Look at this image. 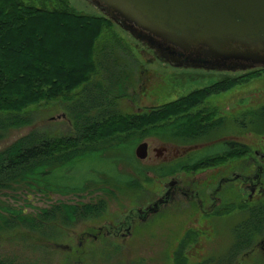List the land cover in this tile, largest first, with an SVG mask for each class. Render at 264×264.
<instances>
[{
  "label": "trees",
  "instance_id": "16d2710c",
  "mask_svg": "<svg viewBox=\"0 0 264 264\" xmlns=\"http://www.w3.org/2000/svg\"><path fill=\"white\" fill-rule=\"evenodd\" d=\"M112 24L105 15L76 11L68 0H0V141L11 130L30 125L31 119L23 113L40 102L47 105L60 101L69 105L68 114L77 129L72 136L46 140L30 131L0 148V194L13 198L11 203L0 198V231L24 229L31 237L40 234L41 242L46 244L48 229L54 232L78 218L100 214L103 205L62 201L25 213L17 202L27 201L22 198L25 191L44 196L50 190L61 195H79L89 190L88 183L96 185L101 179L94 180L99 176L103 177L100 182L112 181V188L121 190L134 181L131 175L117 174V163L121 161L130 163L138 175L148 179L143 168L137 167L133 150L131 154L126 151L131 143L135 146L153 136L195 142L238 127L264 124V105L252 111L249 118L242 116L233 121L218 116L214 109L200 107L210 96L264 74L263 67L240 76H223L209 86L139 115L116 110V101L127 95L134 80L131 66L119 53L120 49L130 50L122 39L112 34L110 40L99 41L104 32L112 29ZM78 87L83 88L73 92ZM83 147H88L85 154L69 165L76 156L72 153ZM248 151L242 143L222 140L191 153L188 169L211 168L238 159ZM100 161L112 165V173H104L105 166L97 165ZM47 162L58 163V167L40 173ZM92 163L94 166L88 167L97 168L96 173H80ZM74 170L77 173H71ZM149 170L158 173L156 168ZM248 206L242 203V208ZM250 207L227 252L226 264L248 254L254 236L264 231V202ZM190 232L174 250L173 264H187L185 251L194 236ZM224 261L217 259L209 264ZM0 264L6 262L0 260ZM9 264L18 263L12 260Z\"/></svg>",
  "mask_w": 264,
  "mask_h": 264
},
{
  "label": "rangeland",
  "instance_id": "374dc122",
  "mask_svg": "<svg viewBox=\"0 0 264 264\" xmlns=\"http://www.w3.org/2000/svg\"><path fill=\"white\" fill-rule=\"evenodd\" d=\"M68 3L76 11L103 15L98 5L87 0H68ZM112 22V29L104 32L99 41L102 43L110 40L112 34L122 39L130 50L126 49L122 52L120 49L119 53L129 67L131 66L134 80L128 88L127 95L116 101L115 109L122 113L139 115L185 96L194 89L209 86L223 76H240L257 69L246 64H237L225 70L186 66L175 56L171 57L166 53L158 56L146 43L135 38L113 20ZM82 88L78 87L73 92L77 93ZM262 105H264V74L225 92L210 96L200 107L214 109L218 116L224 117L226 121H233L242 116L249 118L252 111L258 110ZM68 106L64 102L51 101L47 105L45 102H40L29 107L23 115L31 119V124L11 130L4 138L5 141H0V148L30 131H34L33 135L45 140L74 135L77 129L73 117L68 114ZM222 140L242 143L249 151H264V124L250 125L246 129L238 127L231 132H222L212 139L195 142L164 140L160 136L146 137L141 141L148 143V156H154V147L166 146L169 154H173L171 150L179 153L181 148L195 147V151L189 153H196L197 150ZM136 146L137 144L134 146V143L129 144L126 147L128 154H131L132 150L134 152ZM87 149L88 147L78 148L73 152L72 154L76 156L69 160V165L84 155ZM241 159L235 161L239 162ZM135 161L138 162L137 167L143 168L148 179L136 174L133 165L121 161L117 163V174L134 177V181L121 190L112 188L110 184L113 183L112 181L99 183L98 179H103L99 176L94 180L98 182L96 185L88 183L89 190L86 189L79 195H61L50 190V194L44 196L25 191L22 198L28 203L22 200L17 202L25 213L58 201L70 204L91 203L97 207L103 205L104 210L94 217L78 218L68 226H59L54 232L53 229H48L45 232L49 236L45 241L46 244L41 242L40 234L31 237L24 229L14 231L2 229L0 260L5 261L6 264L12 260L18 264H173L174 250L186 232L191 231L194 236L185 251L187 264H209V261L212 263L217 259L225 260L224 263L219 264H226L227 252L236 238L235 234L240 222L245 218L248 207L253 206L250 204L242 208L244 198L239 190L236 191L234 198L227 199L225 205L214 214L203 215L197 210H192L185 203L173 204L167 208L162 207L149 220L139 222L131 237L111 238L104 237L102 233L97 239H92L91 236L82 235L83 232L94 230L97 226L106 225L105 227L108 228L109 223L115 224L125 220L124 216L128 209L153 201L157 195L163 193L166 182L165 176L162 175L164 172L155 174V171L149 170L153 163L152 159L147 157L143 160L135 157ZM90 165L93 163L80 170V173H96L97 168L88 167ZM97 165L105 166L101 167L104 173H112V165L109 166L103 161L97 162ZM56 167L58 163L47 162L39 172H50ZM210 173L211 170L204 172V174ZM100 187H104V191L99 190ZM0 198L10 203L13 199L3 194H0ZM251 203L256 201L253 200ZM254 238L251 251L239 256L233 264H264L263 235Z\"/></svg>",
  "mask_w": 264,
  "mask_h": 264
},
{
  "label": "water",
  "instance_id": "95a60500",
  "mask_svg": "<svg viewBox=\"0 0 264 264\" xmlns=\"http://www.w3.org/2000/svg\"><path fill=\"white\" fill-rule=\"evenodd\" d=\"M87 1L158 56L171 46L186 66L264 68V0ZM147 147L139 142L135 156L145 159Z\"/></svg>",
  "mask_w": 264,
  "mask_h": 264
},
{
  "label": "flooded vegetation",
  "instance_id": "af4514ba",
  "mask_svg": "<svg viewBox=\"0 0 264 264\" xmlns=\"http://www.w3.org/2000/svg\"><path fill=\"white\" fill-rule=\"evenodd\" d=\"M161 53L175 56L180 61L184 58L179 54L181 51L171 46L169 50H161ZM167 150L166 146L154 147L155 155L148 156L147 147V158L152 159V168L158 171L155 174L160 171L165 174L163 193L157 195L153 201L128 209L125 220L115 224L109 223L108 228L106 225L97 226L94 230L83 232V236L86 234L92 239H97L103 233L104 237H131L139 222L149 220L162 207L167 208L173 204L185 203L203 215L214 214L225 205L227 199L235 197L237 190L243 196V202L249 205L254 204L251 203L253 200L264 202V151L252 150L240 157L242 159L239 162L230 159L211 168L195 170L188 169L191 154L189 152L195 151V147L181 148L179 153L171 150L173 154H169ZM209 170L212 173L204 174ZM99 190L104 191V187ZM262 235L264 240V233Z\"/></svg>",
  "mask_w": 264,
  "mask_h": 264
}]
</instances>
